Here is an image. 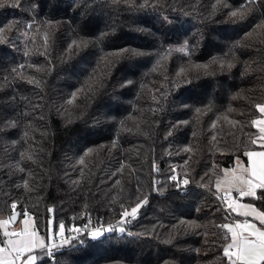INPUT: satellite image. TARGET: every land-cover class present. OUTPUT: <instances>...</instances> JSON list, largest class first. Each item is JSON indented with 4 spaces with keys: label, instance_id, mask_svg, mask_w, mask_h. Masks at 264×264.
I'll return each instance as SVG.
<instances>
[{
    "label": "trees",
    "instance_id": "trees-1",
    "mask_svg": "<svg viewBox=\"0 0 264 264\" xmlns=\"http://www.w3.org/2000/svg\"><path fill=\"white\" fill-rule=\"evenodd\" d=\"M222 2L227 7L215 12L216 0H150L147 7L145 0H6L0 7V27L20 22L0 41V218L15 201L47 239L61 222H119L148 197L124 233L85 235L83 244L56 251L54 264H229L223 247L230 241L217 226L235 216L215 181L259 147L251 141L256 105L264 102L257 27L264 5L258 0L238 20L229 13L246 0ZM45 32L52 34L47 50ZM74 40L88 45L70 48ZM185 40L190 57L168 52ZM124 48L149 54L111 55ZM173 174L190 183L177 188ZM258 191L247 199L264 210Z\"/></svg>",
    "mask_w": 264,
    "mask_h": 264
},
{
    "label": "snow or ice",
    "instance_id": "snow-or-ice-1",
    "mask_svg": "<svg viewBox=\"0 0 264 264\" xmlns=\"http://www.w3.org/2000/svg\"><path fill=\"white\" fill-rule=\"evenodd\" d=\"M5 3L6 0H0V7H4ZM149 3L150 0H145V3L141 5V7H147ZM257 4L258 0H246V4L241 10L230 11V19H245L247 15L255 10ZM259 4L264 5V0H259ZM217 5L220 7H227L222 0H216V4L213 5L214 12L217 10ZM15 6H18V4ZM19 23L18 21H10L8 24L0 27V41L6 39V31L10 32L18 28ZM26 27H32V24L28 23ZM53 27L54 25L49 24V28ZM257 27L261 28L262 32H264V21ZM101 35L104 36L107 34L103 33ZM248 35L251 37L252 33ZM51 36L52 34L50 32H45L43 34L44 47L46 50L49 47ZM87 45L88 41L77 42L74 40L70 48L79 49L87 47ZM172 51L184 53L189 55V57L191 55V49L187 40H185L181 46L168 50L169 53ZM148 54L149 53L132 48H124L119 52L111 53L112 56L117 58L125 56H144ZM211 63L219 64L221 68L225 66L231 68L233 66L231 60L223 61L218 58H213ZM112 66H115V62H113ZM195 67L206 69L208 65H195ZM15 71L17 70L13 69V72ZM181 71L183 72V70ZM185 82L190 83L191 81ZM28 83L39 84V82L34 79H29ZM131 83H133L131 80L126 82V84ZM179 86V84L175 85V87ZM164 98L167 99L166 96ZM256 107L260 113H264V105H256ZM200 111L201 109H196L197 113ZM225 119H227V117H225ZM229 123L235 124L236 122L229 121ZM253 124L259 127L260 135L256 139H253L251 143L253 145L259 143V146L264 148V120L254 121ZM178 126L179 125H175L174 128ZM213 127H215V125H213ZM169 135H171V132ZM25 136H27V133H25ZM116 146V141L114 140L111 147L115 148ZM186 151H191V149H186ZM89 152H91V149ZM244 155L248 157V166L244 167L238 159L236 167L222 170V175L217 177L215 181V188L217 192H223V196H221L220 199L226 203V211L237 213V215L243 216L245 219L243 221L236 220L234 223H224L217 227L226 230L227 235L225 238L230 241L223 247V255L227 258L229 264H264V212L257 210L252 204H242L239 202L240 198L257 197V190H261L260 198H264V151H246ZM27 158L31 159L32 157L28 156ZM79 163L83 165L84 159L82 158ZM155 167L154 165V168ZM18 170L23 171V169L19 167ZM170 180L177 182V188H180L181 185L187 186L190 183L188 178L185 177L180 180L176 174L171 175ZM153 184L157 185L159 181L154 180ZM24 187L28 189L27 181H25ZM233 192L238 193V197H234L232 195ZM160 194L163 195L162 190H160ZM147 204L148 197L145 195L143 199L131 208L130 212L125 209L122 212L121 220L118 222V227L109 225L108 227L101 226L89 230V226L84 225L83 228L73 227L70 231L75 233L87 232L92 239L100 238L105 233H111L113 231L124 233L126 229L123 225L125 223H131V220L127 218L130 216L132 219H135L138 210ZM10 207L12 209V214L7 219L0 218V236H2V238H0V264H42L44 257L53 258L56 251H59L65 246H71L73 240H79L78 236H67L65 234V225L61 222L58 225V230H49L46 242V238L39 235L35 227L34 218L27 211H24L22 214L17 213L15 211L17 202L15 201ZM48 211L51 213L53 209L49 208ZM20 215H23V219L19 221V229L13 228L9 230L10 225L15 224ZM250 216L259 220L260 227L247 219ZM51 223L50 221V224ZM180 223L189 228L200 227L195 221L181 220ZM79 243L83 244V241L79 240ZM41 253L43 256L40 255Z\"/></svg>",
    "mask_w": 264,
    "mask_h": 264
},
{
    "label": "crops",
    "instance_id": "crops-1",
    "mask_svg": "<svg viewBox=\"0 0 264 264\" xmlns=\"http://www.w3.org/2000/svg\"><path fill=\"white\" fill-rule=\"evenodd\" d=\"M259 105H264V102L260 103ZM257 120H264V113H259V115L256 116V117L254 118V121H257ZM254 121H253V122H254ZM255 126H256V125H255ZM256 127H257V126H256ZM257 128L259 129V127H257ZM259 135H260V132L258 131V134L256 135V138H257ZM256 138H255V139H256ZM258 145H259V143H258ZM248 151H264V148H261V147L259 146V147H256V148H252V149H250V150H248ZM238 159H239V162H241L242 165H243L244 167H247V166H248V157H246V160H244V159H242V158H237L236 161L234 162V164H232L231 166H229L228 169H231V168H233V167H236L237 164H238ZM258 192H259V191L257 190V194H258ZM232 195H233L234 197H238V193H236V192H233ZM239 202L242 203V204H252V205L255 206V208H256L257 210H259V211H261V212H264L263 209H261L260 207H258L253 201L247 199V197L240 198V199H239ZM228 212H229L231 215L235 216V218H237L238 220L243 221V220L245 219V217H243V216H239V215H237V213L230 212V211H228ZM30 215H31V214H30ZM31 216H32V215H31ZM32 217H33V216H32ZM7 218H8V215H6V216L3 217V219H7ZM22 219H23V215L19 216L18 219H17V221L15 222V224L10 225L9 230H12L13 228H16V229L18 230L19 227H20V223H19V221L22 220ZM247 219L251 220V221H252L253 223H255L258 227H260V222H259V220L255 219L254 217H251V216L248 217ZM35 227H36V226H35ZM36 230H37V229H36ZM39 235H40V234H39Z\"/></svg>",
    "mask_w": 264,
    "mask_h": 264
},
{
    "label": "built area",
    "instance_id": "built-area-1",
    "mask_svg": "<svg viewBox=\"0 0 264 264\" xmlns=\"http://www.w3.org/2000/svg\"><path fill=\"white\" fill-rule=\"evenodd\" d=\"M219 196H220V197L223 196V192H219ZM222 203H223L224 208L226 209V203H225L224 201H222ZM236 220H238V219L234 217L232 223H234ZM84 225H88V226H89V230H91L92 228L101 227V226H103V227H108L109 225L116 227L114 222H112V223L97 222V221H96L95 219H93V218H90V219L86 220L85 223H81V224H79V225L77 224V225L74 226V227L83 228ZM72 228H73V227H67V228H65V229H66V233H65V234H66L67 236H73V237L78 236V237H79V240H82L83 236H85V235L89 236V235L87 234V232H82V233L71 232L70 229H72ZM52 230H55V229H52ZM57 230H58V229H57ZM37 231H38V233H40V230H39V229H37ZM48 235H49V234H48ZM47 238H48V237H47ZM79 240H78V241H79ZM74 241H76V240H73V242H74ZM46 242H47V239H46ZM57 242H58V238H57ZM73 242H72V243H73ZM50 259L53 261V260H54V257H53V258H50Z\"/></svg>",
    "mask_w": 264,
    "mask_h": 264
},
{
    "label": "water",
    "instance_id": "water-1",
    "mask_svg": "<svg viewBox=\"0 0 264 264\" xmlns=\"http://www.w3.org/2000/svg\"><path fill=\"white\" fill-rule=\"evenodd\" d=\"M258 131H259V129H258ZM231 164H233V163H231ZM17 213H20V210H18V209H16L15 210ZM12 214V211L8 214V217L10 216ZM19 217V216H18ZM82 223V221L81 220H79L78 222H77V224L79 225V224H81Z\"/></svg>",
    "mask_w": 264,
    "mask_h": 264
},
{
    "label": "rangeland",
    "instance_id": "rangeland-1",
    "mask_svg": "<svg viewBox=\"0 0 264 264\" xmlns=\"http://www.w3.org/2000/svg\"><path fill=\"white\" fill-rule=\"evenodd\" d=\"M131 211V210H130ZM122 218V217H121ZM115 223V226L118 227V222H114ZM55 257V255H54ZM51 260V259H50ZM52 261V260H51Z\"/></svg>",
    "mask_w": 264,
    "mask_h": 264
}]
</instances>
